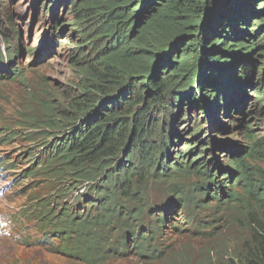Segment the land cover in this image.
<instances>
[{"label":"trees","instance_id":"obj_1","mask_svg":"<svg viewBox=\"0 0 264 264\" xmlns=\"http://www.w3.org/2000/svg\"><path fill=\"white\" fill-rule=\"evenodd\" d=\"M69 4L77 14L70 31L84 32L90 46L88 53L78 52L74 59L85 62L84 73L90 77L71 100L70 110L57 112L67 124L62 140L54 146L45 141L28 162L38 166L35 174H53V180L73 176L71 182H62L65 188L57 189L60 197L82 194L62 202L66 212L56 216L39 203L31 206L21 219L35 234L34 242L84 264L114 256L126 259L133 252L142 260L164 259L169 256L164 255L167 231L178 235L188 226L203 228L198 213L211 203L217 208L253 205L264 211V135L252 133L255 120L259 125L262 118L264 126V89L250 65L253 54L264 61V39L252 42L264 33V24L250 29L251 20H264V0ZM6 18L10 34L5 57L11 61L19 32ZM57 19L52 14L50 21ZM247 92L261 102L256 110L246 105ZM220 113L232 121L229 130L216 118ZM179 117L193 126L191 141L210 144L201 154L218 151L224 155L223 164L199 155L183 167L188 160L182 155L192 148L184 144L185 151L174 149L187 131L177 129ZM193 117L208 123L207 138ZM61 125L56 124L65 127ZM215 132H231L232 140L214 145ZM200 159L204 169L197 168ZM185 176L198 187L182 185ZM165 177L172 182H152ZM117 199L128 201L132 206L127 212L134 214L111 232L113 212L115 220L121 213V206L115 211ZM256 227L259 223L251 227L242 254L215 264H264V230Z\"/></svg>","mask_w":264,"mask_h":264},{"label":"rangeland","instance_id":"obj_2","mask_svg":"<svg viewBox=\"0 0 264 264\" xmlns=\"http://www.w3.org/2000/svg\"><path fill=\"white\" fill-rule=\"evenodd\" d=\"M64 1L55 0L53 6L48 0L37 2L36 0H2L0 2V42L9 35L7 16L11 18V24L19 32L15 41L18 53L11 64L4 58L5 49L0 43L2 56V65H0V264H84L78 258H72L36 244L35 234L21 219V216L35 203L51 210V214L56 216L67 208L62 202L72 197L71 194L60 197V193L57 192L58 188L66 187L62 182H71L72 175L53 180V174L46 176L35 174L33 170L38 166L29 165L30 162H28V158L37 153L45 141L54 146L62 140L67 124H63L62 114L57 112L70 110L68 105L71 100L78 95L81 84L86 83V79L90 77L84 73L85 62L74 59L78 52L86 54L90 50V46L85 43L84 32L78 34L76 29L73 33L70 31L69 25L77 20V14H74V9L69 2L75 5V0H66L65 5L62 6ZM79 5L78 1L76 6ZM51 7L53 9L49 13L48 9ZM52 14H56L58 18L54 24L50 21ZM263 24L264 20L263 22L251 20L250 29L256 31L257 25ZM261 38L264 39V33L252 42L257 43ZM28 48L31 50L29 54L26 52ZM222 52L223 57H226V49ZM255 61L256 64L253 65ZM15 63L21 65L18 70L12 68ZM250 65L252 69L255 66L254 69L257 72L254 77L260 81L264 89V73L261 74L260 71V67L264 69L263 57L258 58V54H253ZM18 72L22 75L14 77ZM243 98L246 105L255 106V110L261 105V102L255 100L249 92ZM183 117H179L178 122L181 123L178 124L177 129L181 132L186 129L187 131L183 133L182 142L177 143V148L174 149L176 153L185 151L184 144L192 148L189 155V151L182 155L183 159L188 160L182 163L185 168L186 163H190L204 153L200 152L202 147L207 146V150H210L211 146L207 143L196 144L197 142L189 139V135L194 133V128L191 124L186 126L187 123L181 121ZM200 117L204 116L200 115ZM216 118L225 130H229L233 125L229 116L224 113L216 114ZM52 119L55 121L50 122ZM192 120L199 122L201 133H204V137L207 138L210 128L208 123L206 125L204 119L199 120L194 117ZM259 120L261 121L259 125L258 120L252 123L254 126L252 133L261 137L264 135V126H260L263 123L262 118ZM58 121H62L61 126L65 127H57ZM183 127L185 128L182 129ZM229 135L231 132L226 135L215 132L212 137L214 145L230 142L232 139ZM234 139L236 142L240 141L239 137L235 136ZM202 156L206 160L218 158L220 164H223L224 155L218 151L205 153ZM199 166H203L204 169L203 159L199 160L197 168ZM180 181L182 185L190 188L198 187V185L194 186L195 182L190 177H182ZM152 182L164 185L172 181L165 177ZM104 183L107 185L106 181ZM114 204L115 211L121 206V213L115 220L113 212L111 232L116 231L117 224L123 226L127 221L126 218L130 219L134 214L129 216L127 212V209L132 206L128 201L117 199ZM203 211L198 213V216H201L203 228L195 229L194 225L188 226L178 235H175L173 230L167 231L168 248H165L164 255L169 254V256L166 258L142 260L133 252L126 259L114 256L99 264H215L218 261L235 259L242 254L246 241H249V231L256 223L260 225L256 227L258 230L261 228L264 230V211L253 205L245 207L229 205L225 208H217L211 203L210 206L203 207ZM82 218L84 216L80 217Z\"/></svg>","mask_w":264,"mask_h":264},{"label":"bare ground","instance_id":"obj_3","mask_svg":"<svg viewBox=\"0 0 264 264\" xmlns=\"http://www.w3.org/2000/svg\"><path fill=\"white\" fill-rule=\"evenodd\" d=\"M40 49V48H39Z\"/></svg>","mask_w":264,"mask_h":264}]
</instances>
